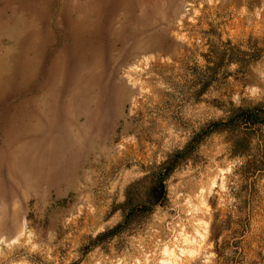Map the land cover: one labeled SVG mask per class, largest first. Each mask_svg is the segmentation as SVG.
Returning <instances> with one entry per match:
<instances>
[{
    "label": "rangeland",
    "instance_id": "rangeland-1",
    "mask_svg": "<svg viewBox=\"0 0 264 264\" xmlns=\"http://www.w3.org/2000/svg\"><path fill=\"white\" fill-rule=\"evenodd\" d=\"M257 108L264 0H0V264H264Z\"/></svg>",
    "mask_w": 264,
    "mask_h": 264
},
{
    "label": "trees",
    "instance_id": "trees-1",
    "mask_svg": "<svg viewBox=\"0 0 264 264\" xmlns=\"http://www.w3.org/2000/svg\"><path fill=\"white\" fill-rule=\"evenodd\" d=\"M263 115L264 116V110L257 108V109H251L250 111H247L245 114V118L249 120V123H257L259 122V116ZM244 116V115H243Z\"/></svg>",
    "mask_w": 264,
    "mask_h": 264
}]
</instances>
